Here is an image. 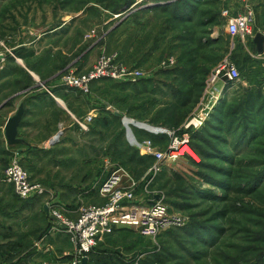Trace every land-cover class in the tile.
I'll return each instance as SVG.
<instances>
[{"label": "rangeland", "instance_id": "374dc122", "mask_svg": "<svg viewBox=\"0 0 264 264\" xmlns=\"http://www.w3.org/2000/svg\"><path fill=\"white\" fill-rule=\"evenodd\" d=\"M197 1L0 0V118L19 104L35 111L23 121L31 123L21 132L29 145L23 155L13 146L1 159L0 229L41 228L40 216L21 219L20 201L38 199L41 212L53 204L76 222L117 191H132L142 206L159 194L186 225L155 239L118 229L96 242L90 264H264V54L227 32L228 20L243 14L227 12V0ZM102 63L111 78L86 91L60 86ZM37 100L44 104L36 109ZM173 107L181 121L174 128ZM184 139L202 157L187 146L196 160L187 154L153 176L148 149L163 152ZM13 160L43 196L18 199L3 182ZM113 175L118 180L101 195ZM17 255L0 258L16 264Z\"/></svg>", "mask_w": 264, "mask_h": 264}, {"label": "built area", "instance_id": "2783aa9c", "mask_svg": "<svg viewBox=\"0 0 264 264\" xmlns=\"http://www.w3.org/2000/svg\"><path fill=\"white\" fill-rule=\"evenodd\" d=\"M253 16L251 13H245L235 18L228 20L227 32L240 38L243 42L252 40L255 35L252 29ZM96 70L95 73L89 76L73 81L71 77L66 78L60 86L63 88L81 89L86 91V85L90 82L111 78V75L106 74L104 70L109 68L104 63ZM223 68L215 71L213 78H217ZM124 72V71H122ZM233 72V71H232ZM234 73L227 74V81H231ZM93 116H88L87 121L91 120ZM80 127L86 130L84 123ZM51 141V143H55ZM184 146H189L186 139L180 142H175L163 152H152L148 149V153L155 159V165L149 170L153 176L160 173L165 163H174L180 158L187 156L189 153H181ZM182 147V148H181ZM192 151V149L190 148ZM190 155V154H189ZM118 180L116 175H113L109 180L104 182L99 189L101 195L109 193L113 185ZM152 181L151 179L149 180ZM3 182L13 187L14 193L18 199L27 200L31 197H41L46 192L39 185H33L29 182L26 172L20 167L18 162L13 160L5 169ZM149 183L147 182V186ZM146 186V187H147ZM157 197L150 205L142 206L135 203L132 191H117L114 193L109 204L95 209L88 208L81 211L80 217L76 222L69 221L62 217L59 213L54 211L53 204L47 205L50 210V216L55 218L57 222L65 227L64 230L69 235L71 242L77 247L75 252V259L70 264H79L81 259L88 254L104 236L112 234L118 229L128 228L136 231L141 237L155 239L162 233L170 229L183 228L186 225V220L180 215L172 212L164 201L161 195H154ZM60 230L56 225L53 228Z\"/></svg>", "mask_w": 264, "mask_h": 264}, {"label": "crops", "instance_id": "0c3cea01", "mask_svg": "<svg viewBox=\"0 0 264 264\" xmlns=\"http://www.w3.org/2000/svg\"><path fill=\"white\" fill-rule=\"evenodd\" d=\"M137 4V3H136ZM227 12L237 13L241 12L245 14L249 12L253 16V23L252 27L255 30V33L261 32L264 33V0H227L226 8ZM252 42L251 40H246L244 43ZM39 100V99H38ZM36 101L38 104L36 106L39 108V105L43 106L44 101L39 102ZM61 100H54L55 104H58ZM20 106V104L18 105ZM4 106L0 105V115L3 112L2 108ZM48 107H55L54 104H51ZM62 107V106H61ZM5 108V107H4ZM24 109V108H23ZM65 110V107H62ZM31 110L24 109L23 117L21 119L20 126L17 132V138L22 142L18 145L17 153L22 154L23 147L29 146L28 143L25 141L26 134H21V132L27 131L31 123H24V118L26 115L32 116L34 112H29ZM68 111V110H67ZM38 114V113H37ZM34 114V115H37ZM7 115L5 117L0 118V164L1 159L7 157L10 154V149L13 146L7 144L5 136H4V126L8 119ZM2 119V120H1ZM29 131L31 129L29 128ZM15 146V147H16ZM23 155V154H22ZM21 155V156H22ZM3 185L0 183V191H3ZM4 198H0L3 200ZM36 201H26L22 202V207L18 206V211L21 215V219L27 221L33 217L35 220L36 217L40 216L41 220V228H39L37 233H33L29 230L26 226L19 225L21 228V232L19 234H13V232H5L3 229H0V257L1 255H6L10 253L11 255L17 253L18 260L16 264H70L75 259V248L73 246V242L69 239L67 233L60 229L55 230V224L52 223L51 220L48 219V216L44 213V206L41 210L36 208L38 203H41L38 199ZM4 201V200H3ZM39 201V202H37ZM19 202V201H18ZM37 202V203H36ZM26 203V204H25ZM23 212V213H22ZM24 212H26L24 214ZM23 215V216H22ZM7 216L8 218H13L14 216L9 215H2ZM4 218V217H3ZM1 221V220H0ZM118 230L117 232H119ZM115 232V233H117ZM114 234V233H113ZM22 237V238H20ZM24 237H28L29 240V247L26 246ZM28 248V249H27ZM13 256H10L8 259L4 260L0 258V264H14ZM7 261L9 263H7Z\"/></svg>", "mask_w": 264, "mask_h": 264}, {"label": "water", "instance_id": "95a60500", "mask_svg": "<svg viewBox=\"0 0 264 264\" xmlns=\"http://www.w3.org/2000/svg\"><path fill=\"white\" fill-rule=\"evenodd\" d=\"M252 43L254 44L255 47V53L257 55H262L264 54V33L261 32H257L255 33L253 39H252ZM224 80L226 81L227 78H224ZM23 106L20 105L16 111V114H14L12 117L8 118L5 126H4V136L6 139V142L8 145L10 146H16L18 144H20L22 141L19 140L17 138V132H18V128L20 126L21 123V119L23 117ZM116 117L119 116L118 113L114 114ZM44 213L48 216V218L60 229H65V227L61 224H59L57 222V220L51 216H49V211H48V207L44 206L43 208ZM88 262V258L87 256H84L81 259L80 264H87Z\"/></svg>", "mask_w": 264, "mask_h": 264}, {"label": "trees", "instance_id": "16d2710c", "mask_svg": "<svg viewBox=\"0 0 264 264\" xmlns=\"http://www.w3.org/2000/svg\"><path fill=\"white\" fill-rule=\"evenodd\" d=\"M193 1H195L196 3H198V1L197 0H193ZM235 48V47H234ZM249 48L250 49H252V51L255 53V47H254V44L252 43V42H250V44H249ZM256 54V53H255ZM259 93H260V91L259 92H257L256 94H258L256 97H252L251 98V100L247 103V104H249V106L247 107V108H252L253 106L252 105H254V103H256L255 101L256 100H258V99H260V95H259ZM262 106H264V105H262ZM175 109L176 108H174L173 107V109H172V111H171V113L169 114V115H171L172 116V118H171V120H170V126L171 127H175V126H177V125H179V124H181V121H179V120H176L175 119ZM160 138V137H159ZM191 147V149L200 157H202V154H199V153H197L196 151H195V149H194V147H192V146H190ZM187 159H189V163L193 166V167H199V165H198V163H195V162H193L190 158H187ZM143 164H146L147 165V169L148 168H150V164L153 162V158L152 157H150V156H147L146 158H144L143 160ZM149 164V165H148ZM146 169V170H147ZM164 170H168L167 168H166V166H164L163 168H162V171L160 172V173H162V172H164ZM49 219V218H48ZM50 220V219H49ZM53 223V222H52ZM118 231V230H117ZM93 252L94 251H92V252H90L89 254H87V258H88V262H87V264H90V262L92 261V259H93V257H94V255L95 254H93Z\"/></svg>", "mask_w": 264, "mask_h": 264}, {"label": "bare ground", "instance_id": "6f19581e", "mask_svg": "<svg viewBox=\"0 0 264 264\" xmlns=\"http://www.w3.org/2000/svg\"><path fill=\"white\" fill-rule=\"evenodd\" d=\"M140 1H142V0H138V2H140ZM54 140H57V138L52 139L51 141L53 142ZM185 152L189 153V154L195 159L193 153L189 150V148H188L187 146H184V147L181 149V153H185ZM195 160H196V159H195Z\"/></svg>", "mask_w": 264, "mask_h": 264}]
</instances>
